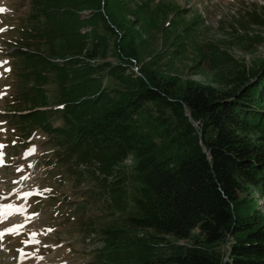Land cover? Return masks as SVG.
<instances>
[{
  "label": "trees",
  "instance_id": "trees-1",
  "mask_svg": "<svg viewBox=\"0 0 264 264\" xmlns=\"http://www.w3.org/2000/svg\"><path fill=\"white\" fill-rule=\"evenodd\" d=\"M168 6L154 0L31 1L11 44L19 78L6 116L19 130L16 124L25 122L31 136L38 127L55 132L58 157L96 161L106 176L117 168L116 176L133 157L139 186L133 205L140 217L130 218L131 225L191 243L169 256H144L143 264H264V214L245 198L254 191L264 204V66L237 72L227 91L181 85L165 69L199 42L193 32L200 20L182 30L186 11ZM85 10L89 18H82ZM172 10L177 25H161L159 13ZM86 27L90 33L82 34ZM49 70H61V105L54 110L47 109L42 88ZM48 111L62 114L65 126L54 128ZM122 182H112L111 191ZM125 196L123 190L118 199ZM120 232L107 233L115 238Z\"/></svg>",
  "mask_w": 264,
  "mask_h": 264
},
{
  "label": "rangeland",
  "instance_id": "rangeland-1",
  "mask_svg": "<svg viewBox=\"0 0 264 264\" xmlns=\"http://www.w3.org/2000/svg\"><path fill=\"white\" fill-rule=\"evenodd\" d=\"M31 1L0 0V211L11 213L0 216V231L18 229L15 236L7 234L0 241V264H143L144 256H169L176 247H187L190 242L131 225L130 218L140 217L133 205L139 188L134 160L120 164L116 176L117 168L112 176H106V171L100 175L95 171L99 166L96 161L94 166L87 160L77 161L76 157H58L57 145L53 143L60 138L55 132L38 127L31 136L24 128L25 122L16 124L22 125L21 130L10 124L15 119L6 116L13 109L8 98L13 94L11 85L19 77L15 73L18 63L10 56L7 42L19 37ZM159 2L186 11L180 14L185 15L182 30L203 21L194 26L193 39L199 42H190L185 49L188 56L165 69L181 85L190 81L227 91L232 87L229 80L237 72L252 74L264 66V0H154L155 4ZM248 13H257L263 19L254 22ZM159 15L161 25L166 21L177 25L175 15L179 14L175 10ZM89 16L88 10L82 11V18ZM172 31L168 29L166 34ZM108 60L118 62L112 53ZM55 64L62 66L63 62L57 59ZM196 64L197 70L193 69ZM41 70L38 67L31 73L30 80ZM60 74L61 70L43 72L47 79L42 87L47 109L61 105ZM32 84L34 81L29 86ZM24 85L16 83L17 91ZM48 114L54 128L65 126L62 114ZM31 141L33 144L25 148ZM33 147L36 151L27 154ZM119 179L123 181L122 189L112 192L111 183ZM123 190L126 196L120 200L118 195ZM25 193L31 195L25 198ZM245 198L254 199L264 214V204L256 192ZM116 200L123 206L118 207ZM5 205L13 208L5 209ZM111 229L121 232L113 238L107 233ZM33 239L39 243H27Z\"/></svg>",
  "mask_w": 264,
  "mask_h": 264
},
{
  "label": "snow or ice",
  "instance_id": "snow-or-ice-1",
  "mask_svg": "<svg viewBox=\"0 0 264 264\" xmlns=\"http://www.w3.org/2000/svg\"><path fill=\"white\" fill-rule=\"evenodd\" d=\"M36 150H35V148L33 147L32 149H30L29 150V152L27 153V154H32V153H34ZM3 164V154H0V165H2ZM30 167H31V165H29ZM46 191H51L50 189H47ZM29 195H31V193H25L24 194V196H25V198H27ZM4 208L5 209H10V208H13V206L12 205H5L4 206ZM17 211H19V210H17ZM4 215H11V213H6V212H4V211H0V216H4ZM36 215H38V214H36ZM9 233H12V234H15L17 231H18V229L17 228H10V229H8L7 230ZM51 231V230H50ZM3 233H0V239H2L3 238ZM27 243H39V241H35L34 239L33 240H30V241H27ZM22 251V250H21Z\"/></svg>",
  "mask_w": 264,
  "mask_h": 264
}]
</instances>
